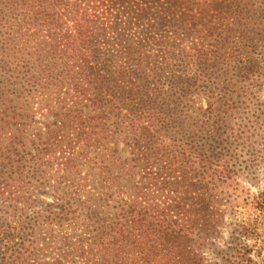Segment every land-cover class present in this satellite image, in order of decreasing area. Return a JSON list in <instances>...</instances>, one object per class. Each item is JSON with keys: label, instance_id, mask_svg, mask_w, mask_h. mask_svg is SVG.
Listing matches in <instances>:
<instances>
[{"label": "trees", "instance_id": "1", "mask_svg": "<svg viewBox=\"0 0 264 264\" xmlns=\"http://www.w3.org/2000/svg\"><path fill=\"white\" fill-rule=\"evenodd\" d=\"M263 91L264 0H0V264H264Z\"/></svg>", "mask_w": 264, "mask_h": 264}, {"label": "rangeland", "instance_id": "2", "mask_svg": "<svg viewBox=\"0 0 264 264\" xmlns=\"http://www.w3.org/2000/svg\"><path fill=\"white\" fill-rule=\"evenodd\" d=\"M264 94V91H263ZM261 97V96H260ZM263 104L264 102V96H262V99L259 100ZM37 121L40 122L42 119L40 116L36 117ZM238 156H240L239 161L242 163L251 164L249 162V157L244 154V152L239 151ZM241 163V164H242ZM234 169V167H231ZM238 181L241 183L239 188H236V190L231 191L229 194L226 195V200L231 198V200H236L237 202L241 203V206L236 210V213L233 215H229L226 213L225 215V222L227 223L224 225V227L221 229V236L219 238V241L217 240V244H224L226 241L229 240L231 231L234 228V223L240 222L244 220L245 218L250 217V214L252 212L250 211V202H252L250 196H252V192L257 194L264 190V163L259 168V170L254 174H249L246 177H240L238 178ZM46 200L49 201H55L51 196H43ZM232 223V224H231ZM261 235L264 236V225L261 231ZM251 243V242H250ZM261 246L264 249V238ZM262 256L264 258V251L262 253ZM206 262L205 264H221V259L217 256L216 253L213 252V250L207 248L205 252ZM264 262V260H263Z\"/></svg>", "mask_w": 264, "mask_h": 264}]
</instances>
